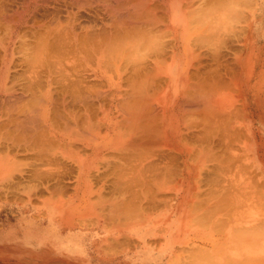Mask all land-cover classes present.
I'll list each match as a JSON object with an SVG mask.
<instances>
[{"label": "bare ground", "instance_id": "bare-ground-1", "mask_svg": "<svg viewBox=\"0 0 264 264\" xmlns=\"http://www.w3.org/2000/svg\"><path fill=\"white\" fill-rule=\"evenodd\" d=\"M0 146L35 158L18 176L0 156V195L43 192L34 233L0 227V264H80L46 253L93 230L59 211L96 180L124 216L98 218L101 256L134 237L151 264H192L187 215L195 264H264V0H0ZM243 195L251 217L212 232Z\"/></svg>", "mask_w": 264, "mask_h": 264}, {"label": "rangeland", "instance_id": "rangeland-1", "mask_svg": "<svg viewBox=\"0 0 264 264\" xmlns=\"http://www.w3.org/2000/svg\"><path fill=\"white\" fill-rule=\"evenodd\" d=\"M2 147L0 146L1 159H4L6 162L8 160H11L9 163L11 165H13V167L15 168L14 171L16 173H14V174L19 176L20 173L24 169L34 167V165H33V162H35L34 157L33 158L30 156L28 157V155H24L25 154L24 151H18L15 148L7 149V148H5L6 146H2ZM9 150H10V152H13V153H10ZM16 152H18V153H16ZM8 154H10L9 156H11L12 154H14V155H12L11 158H9V157H7ZM66 163H68L69 165L71 164V162H69V161H67ZM47 167H51V169L53 168L54 170H56L58 168V166L56 164H51L50 166H47ZM20 170H22V171L18 173V171H20ZM66 180L70 181L71 178L66 177L65 181ZM261 180L263 181L262 178L260 179V182H262ZM40 182H41L40 179L39 180H37V179L32 180L31 182H29L31 184L30 189H29V187H25L21 190V193H19L20 194L19 196L21 199H23L22 202L26 203L25 205L22 204V205H24L23 207L17 206V205H10L11 201L14 199H9L3 195H0V227L5 226L7 228L6 230L14 231L15 236H18L20 238H23L22 236L26 235L25 233H23L25 229L27 230V233H29V234L34 233V230L32 228L34 227V225H38L39 222L36 220H34V221L30 220L31 216L29 215L30 214L29 212L32 209L31 207H33V206H31V204L29 203L28 193L31 189L33 190L31 193V195L33 196V200H32L33 203H35L34 202L35 198H37V197L42 198L43 192H42L41 187L39 186V185H41V184H39ZM26 183H28V182H25V184H24L25 186H26ZM101 184L102 183H99L96 180L92 185V190L87 194L86 199L81 200L79 198L76 201V204L74 206L68 205L66 208L61 206L60 211H59L60 216H63L65 219L67 217L72 218V219H77V220L83 219V221L86 222L88 227L93 229V230H87V231H88V233H93L95 235L94 240H93V237H90L91 239H89L88 241L83 240V239H76V238L70 237L68 240L71 241V243L74 246L79 245L78 249H76V248L74 249V247L68 248L65 245H60L56 250L49 251L48 253H46V255H48L50 257H58V256L62 255L63 257H65L67 259H80V261L78 260L79 262H81L80 264H151V262L148 260L138 259V258H144L143 256L136 257V255L134 256L132 254V256H127L126 258H124L121 255V254H124V253L130 251L129 249H131V247L134 245L135 238L131 237V236H130L131 239H128L129 243L126 242L128 240H126V241L124 240L125 241L124 247L125 246L126 247L122 251H120V253L119 252L116 253L117 255H115V256L106 255L105 256L100 252L103 256H105V258L117 257L120 259L107 260V259H101L99 257V255H98L99 250L97 249V248H101L99 246V244L102 241H103L102 243H106V242H110L112 240H107V241L102 240L101 237L103 238V235L101 233H99L100 237L98 236V232H100L97 228L98 224H96V222L98 221V218H100L102 221H106L108 226H113L115 223H112V222L109 223V222L113 221V220H117L116 215L124 217L120 213L114 214L112 211H111L112 214H109L110 202L115 197L120 198V195L118 192L114 191L111 188V187H113V185H108V184L106 185V187H104V189L102 191L101 190L99 191V187ZM36 186H37V189H35ZM34 191L38 192V196L33 194ZM40 194H42V195H40ZM100 196L104 197L105 201L107 202V204L105 205V210H104L105 213H102V211L100 210L102 208V204H101L102 202L100 203V205L96 204V202L99 201ZM55 198L59 199V196L56 195ZM243 198H244L243 201L240 202V204H237V206L234 204L232 205V207L236 206V208H232L231 210H229L228 208L223 207V215L220 216V219L223 220V223H218L217 227H219V229H216L217 227H213L212 232H214L216 234L218 232L220 233V232L224 231L225 228H227V223L233 224L236 222V220H247L251 217L252 212L250 211L251 208L248 205V201H250V200L247 199L244 195H243ZM260 209H262V208H260ZM262 210L264 212V209H262ZM260 212H261V210H260ZM212 213H214V212H212ZM215 214L216 213H214L213 215H215ZM263 215H262V217L264 218ZM181 220H183L182 222H180L183 224V230L179 231V229L177 227L175 229L174 233L172 232V234L177 236V237L182 235V239H184V241L181 243L188 244L191 246L190 249H192V253H191L190 260L192 261V264H195V260H192L195 258V251L193 249L194 246H192L193 241H194L192 239H195V235L192 232H193V229L196 231L195 227L197 225H196V222H194V221L192 223H190L187 220V215L182 217ZM243 222L245 223V221H243ZM263 223L264 222H262V224ZM30 225H33V227L31 229L27 228ZM41 225H48V223L44 221L43 223L41 222ZM184 230H186L185 234L183 232ZM87 231H85V232H87ZM3 232L4 231H2V233ZM156 238H157V240L165 241L161 237H156ZM222 239H223V242L226 239L229 240L227 237H224V236L222 237ZM262 239H263V243H264V238L262 237ZM33 241H34L33 243H35V245H38L41 240L38 241L36 239ZM181 246H182V244H178V248H180ZM93 247L95 248V251H94L95 253L92 251ZM119 249H121V248L119 247ZM145 254H147V253H145ZM145 254H142V255H145ZM201 257H202V254L200 253L199 255L196 256V261L200 260L199 258H201ZM166 258H167V256H166ZM186 262L189 263L188 261H186Z\"/></svg>", "mask_w": 264, "mask_h": 264}, {"label": "crops", "instance_id": "crops-1", "mask_svg": "<svg viewBox=\"0 0 264 264\" xmlns=\"http://www.w3.org/2000/svg\"><path fill=\"white\" fill-rule=\"evenodd\" d=\"M87 234V235H86ZM77 237H78V239H83V240H89V239H91L90 237H93V240H94V238H95V235L93 234V233H87V232H84V233H79L78 235H77ZM81 246V245H80ZM92 251L94 252L95 251V248L93 247L92 248ZM95 253V252H94ZM99 255V257L101 258V259H107V260H116V259H120V258H117V257H113V258H105V257H103V256H101L100 254H98ZM124 258H126L127 256H132V253L130 252V251H128V252H126V253H124V254H121ZM134 255V254H133ZM121 256V257H122ZM135 256V255H134ZM136 257H141V256H136ZM138 259H143V258H138Z\"/></svg>", "mask_w": 264, "mask_h": 264}]
</instances>
